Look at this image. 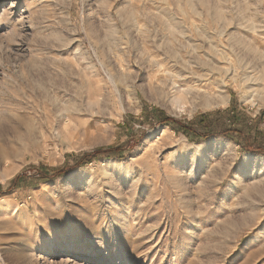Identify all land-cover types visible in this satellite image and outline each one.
I'll return each instance as SVG.
<instances>
[{"label": "rangeland", "instance_id": "1", "mask_svg": "<svg viewBox=\"0 0 264 264\" xmlns=\"http://www.w3.org/2000/svg\"><path fill=\"white\" fill-rule=\"evenodd\" d=\"M232 106L264 145V0H0V264H264V156L162 123Z\"/></svg>", "mask_w": 264, "mask_h": 264}, {"label": "trees", "instance_id": "2", "mask_svg": "<svg viewBox=\"0 0 264 264\" xmlns=\"http://www.w3.org/2000/svg\"><path fill=\"white\" fill-rule=\"evenodd\" d=\"M162 123L169 125L172 131L176 134H185L193 143H204L214 136H229L237 133L239 135L237 139L240 147L246 149L248 152L252 151L256 154L264 156V145H260L261 143L259 144L257 137H254L251 134L247 135L243 132L239 116L233 106L221 114L214 113L213 115H203L201 117H197L190 123L181 121L178 122L175 119H167ZM253 142L257 146L255 147L256 149L250 147ZM100 154L104 155L106 153L98 151L88 158L93 159Z\"/></svg>", "mask_w": 264, "mask_h": 264}, {"label": "bare ground", "instance_id": "3", "mask_svg": "<svg viewBox=\"0 0 264 264\" xmlns=\"http://www.w3.org/2000/svg\"><path fill=\"white\" fill-rule=\"evenodd\" d=\"M180 79L181 80L186 79V81H190V84H191V86H188L186 90L183 91V93L180 96L181 99H185L186 101L200 100V102L204 104L206 108H213V107H218V106H223V105L228 104V100H223L221 103L211 102L210 96H212L213 88H211L210 86H208V88L206 89L203 88L202 84L200 83L203 82V80L205 79L200 74H195L194 76L189 77V78H186V77L183 78L181 76ZM178 83L176 81H173V87L175 89L177 88ZM180 87H186V86L182 85Z\"/></svg>", "mask_w": 264, "mask_h": 264}]
</instances>
